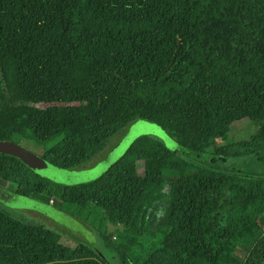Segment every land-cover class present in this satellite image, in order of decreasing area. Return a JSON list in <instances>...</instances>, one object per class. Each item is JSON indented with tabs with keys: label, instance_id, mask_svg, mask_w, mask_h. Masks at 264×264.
Wrapping results in <instances>:
<instances>
[{
	"label": "trees",
	"instance_id": "1",
	"mask_svg": "<svg viewBox=\"0 0 264 264\" xmlns=\"http://www.w3.org/2000/svg\"><path fill=\"white\" fill-rule=\"evenodd\" d=\"M138 120L186 150L141 136L69 186L0 154V181L92 227L114 264H263L264 0H0V142L59 138L37 156L73 171ZM243 120L255 133L202 152ZM64 244L0 207V264H107Z\"/></svg>",
	"mask_w": 264,
	"mask_h": 264
},
{
	"label": "rangeland",
	"instance_id": "2",
	"mask_svg": "<svg viewBox=\"0 0 264 264\" xmlns=\"http://www.w3.org/2000/svg\"><path fill=\"white\" fill-rule=\"evenodd\" d=\"M233 131L234 132L226 136L224 141L203 144L201 148L202 152L212 153L220 145L239 142L240 140L245 139L255 133L256 129L255 127L251 126L247 120H243L233 125ZM141 136H150L160 141L166 147V149L170 151L183 152L186 150L172 135H170L167 130H165L158 124L138 120L134 122L127 129V131L124 132L123 136L122 133L114 136L110 140L108 146L104 149L103 153H100L92 160L84 163L77 170H62L48 164L47 162L44 163L45 166L35 165L30 167L27 164L26 165L37 175L56 184L78 185L82 183H88L100 177L108 169L109 166L107 165V163H104V160L108 158L113 149L121 145L120 148L113 154V158H119L124 154L127 148L132 144V142L136 138ZM59 140V138H56L49 144H42L32 139L26 141L17 139V141H19V146L29 150L30 152H33L38 156L43 155L44 150H47L51 146L56 145ZM0 187L11 192H15L16 190L14 184L6 183L3 181H0ZM30 198L40 201L39 203L42 205L38 204L37 202H33L34 200L32 201ZM45 199V197L28 198V200L33 205L38 207V210L14 208L10 205H4L1 202L0 207L8 210L14 217L21 221L37 226H42L54 232H57L63 237L65 244L62 247L67 250L69 249L70 252H73V249L77 244L82 243L85 245H89L90 247L95 249L107 264H114V262L116 261L118 263V260L115 257L116 255L104 247L103 241L96 230H94L92 227L79 220L78 218L63 212L56 206L52 205V207H48L50 203H47ZM109 228L112 233H115L118 229L117 227L111 226ZM114 258L116 259V261L114 260Z\"/></svg>",
	"mask_w": 264,
	"mask_h": 264
},
{
	"label": "water",
	"instance_id": "3",
	"mask_svg": "<svg viewBox=\"0 0 264 264\" xmlns=\"http://www.w3.org/2000/svg\"><path fill=\"white\" fill-rule=\"evenodd\" d=\"M144 121V120H142ZM147 122V121H146ZM139 138V137H138ZM136 138V139H138ZM124 139V138H123ZM135 139V140H136ZM134 140V141H135ZM134 141L132 142V144L134 143ZM131 144V145H132ZM130 145V146H131ZM121 145H119L117 148L113 149L112 152L109 154L108 158H106L104 160V163H107V165L109 166L108 169L118 160L120 159L121 157L119 158H113V154L116 150H118L120 148ZM129 146V147H130ZM128 147V148H129ZM127 148V149H128ZM185 149V148H184ZM127 151V150H126ZM125 151V152H126ZM124 152V153H125ZM0 154H6V155H11V156H15V157H18L20 158L25 164H27L28 166L32 167V166H35V165H43L45 166V162H47L46 160L38 157L37 155L31 153L29 150L25 149V148H22L21 146H19L18 144L14 143V142H10V141H6V142H0ZM48 163V162H47ZM50 164V163H48ZM52 165V164H50ZM54 166V165H52ZM56 167V166H55ZM59 168V167H57ZM61 169V168H59ZM107 169V170H108ZM62 170H65V169H62ZM106 170V171H107ZM105 171V172H106ZM104 172V173H105ZM103 173V174H104ZM102 174V175H103ZM101 175V176H102ZM99 178V177H98ZM96 180V179H95ZM83 184V183H82ZM69 186V185H68ZM29 197H26V196H23L22 195H19L15 192H11V191H8L6 189H2L0 187V202L3 203L4 205H10V206H13L14 208H24V209H32V210H38V207H36L35 205H33L29 200H28ZM33 202H37L38 204H40L38 200L36 199H32L30 198ZM42 205V204H40ZM48 207H52V204L50 203L48 205ZM41 212V211H40ZM264 264V263H263Z\"/></svg>",
	"mask_w": 264,
	"mask_h": 264
},
{
	"label": "built area",
	"instance_id": "4",
	"mask_svg": "<svg viewBox=\"0 0 264 264\" xmlns=\"http://www.w3.org/2000/svg\"><path fill=\"white\" fill-rule=\"evenodd\" d=\"M51 204H53V200L51 201Z\"/></svg>",
	"mask_w": 264,
	"mask_h": 264
}]
</instances>
